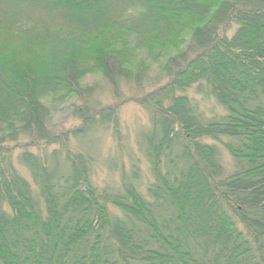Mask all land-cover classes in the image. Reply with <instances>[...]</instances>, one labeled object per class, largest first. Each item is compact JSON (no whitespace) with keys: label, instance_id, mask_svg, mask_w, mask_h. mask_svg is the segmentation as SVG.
Returning <instances> with one entry per match:
<instances>
[{"label":"trees","instance_id":"obj_1","mask_svg":"<svg viewBox=\"0 0 264 264\" xmlns=\"http://www.w3.org/2000/svg\"><path fill=\"white\" fill-rule=\"evenodd\" d=\"M148 83L98 187L83 139L119 143L122 86ZM0 264H264V0H0Z\"/></svg>","mask_w":264,"mask_h":264},{"label":"rangeland","instance_id":"obj_2","mask_svg":"<svg viewBox=\"0 0 264 264\" xmlns=\"http://www.w3.org/2000/svg\"><path fill=\"white\" fill-rule=\"evenodd\" d=\"M156 73V66H152L149 72V78L152 80ZM83 84L87 86H96V94L94 99L102 106H114L119 104L115 101L111 95L110 88L105 83L103 79L99 76H88L83 80ZM154 84H145L143 89L138 90L134 87H129L127 85L122 86V93L124 102L120 105L119 110V122L121 127V140L118 143L113 137L110 131H99L91 134L89 137L84 138L86 141L79 149L83 152H90V155L94 159L93 161V172L92 180L94 184L98 187H103L106 185L116 184L118 173L117 169L123 167L125 171L128 172L130 167V162L128 157L130 154H134L135 146L134 139L138 131L146 126L147 115L145 112L137 105L135 98L142 96L146 92L153 89ZM189 95H193L192 91L186 92ZM201 108L205 112V115L209 116L210 112L215 113L219 111L216 106H214L211 101L201 102ZM69 104L64 105L60 112L52 117L50 127L55 132H65L67 130L73 129L74 126L78 125L69 116ZM82 144V143H81ZM74 145L78 148L79 144L74 141ZM121 145L122 154L118 152V147ZM78 149V150H79ZM19 151H16L17 154ZM223 155V161L225 167L229 169L231 167V161L226 154ZM14 165L17 167L18 171L23 174L26 178L27 174L25 171L17 166L14 160ZM116 169V170H115ZM145 174L147 172L146 166H144ZM143 171V175H144ZM147 178V175H146ZM28 180V178H26Z\"/></svg>","mask_w":264,"mask_h":264}]
</instances>
